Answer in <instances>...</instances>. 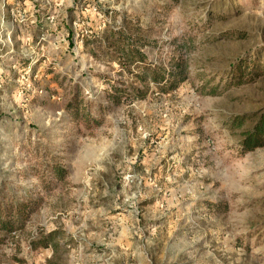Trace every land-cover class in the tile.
Listing matches in <instances>:
<instances>
[{
  "label": "rangeland",
  "instance_id": "rangeland-1",
  "mask_svg": "<svg viewBox=\"0 0 264 264\" xmlns=\"http://www.w3.org/2000/svg\"><path fill=\"white\" fill-rule=\"evenodd\" d=\"M106 26L186 79L112 105ZM263 110L264 0H0V264H264Z\"/></svg>",
  "mask_w": 264,
  "mask_h": 264
},
{
  "label": "trees",
  "instance_id": "trees-1",
  "mask_svg": "<svg viewBox=\"0 0 264 264\" xmlns=\"http://www.w3.org/2000/svg\"><path fill=\"white\" fill-rule=\"evenodd\" d=\"M102 34V37H99L97 42L103 47V53L106 52L109 56L111 55V60L121 69L119 71L121 74L126 72L135 78L124 88L115 85V82L112 83L110 93L107 95L112 105L124 102L130 103L136 99L144 98L146 92L150 89L149 84L155 86L159 91L167 93L175 90L186 79L187 67L184 59H170L167 65L148 61L145 50H142L144 46L142 42L125 27L114 29L106 26L102 30ZM111 50H113V53ZM90 54L93 57H97L95 49H91ZM132 66H134L135 72L130 69ZM244 67H247V65L242 66V64H239L235 69H232L234 67L231 66V74H233V71H243ZM241 78L237 77V81ZM135 82H138V85ZM118 83L125 84V81L120 79ZM245 121L251 124L246 126L240 133L238 143L241 153L253 151L258 147L264 146V110L237 116L234 124L242 126ZM12 226L13 224L9 225V223L5 222H2L1 225L2 228L10 230L13 228ZM52 240L51 238L50 242H53ZM50 242L44 241L41 246L47 247Z\"/></svg>",
  "mask_w": 264,
  "mask_h": 264
}]
</instances>
